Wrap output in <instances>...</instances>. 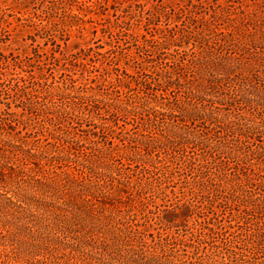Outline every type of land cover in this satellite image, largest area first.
I'll use <instances>...</instances> for the list:
<instances>
[{"label":"rangeland","instance_id":"374dc122","mask_svg":"<svg viewBox=\"0 0 264 264\" xmlns=\"http://www.w3.org/2000/svg\"><path fill=\"white\" fill-rule=\"evenodd\" d=\"M263 151L264 0H0V264H264Z\"/></svg>","mask_w":264,"mask_h":264},{"label":"trees","instance_id":"16d2710c","mask_svg":"<svg viewBox=\"0 0 264 264\" xmlns=\"http://www.w3.org/2000/svg\"><path fill=\"white\" fill-rule=\"evenodd\" d=\"M228 126V125H227ZM264 152V151H263ZM31 158V157H30ZM8 170L7 165L0 163V177L5 178L9 177L12 180H14L17 184H19L21 181L23 183H26L24 185V191L25 193H19V191H15V194L19 196L18 198H23V200H13L12 197L8 196V192L0 193V227L6 229L9 227H14L19 231V233L22 230H30L27 229V226H24V220L28 219L31 220L32 214L27 213L29 209H32L33 203L36 202V199L34 200V196H31L30 194H27V190L34 189V188H40V185L37 186V184H42L41 179H37V184H32L26 181L22 172L16 171L14 168H10L12 170L11 172H6ZM34 177L29 174V178ZM41 180V181H40ZM38 190V189H37ZM22 202H25L27 207L22 205ZM35 208H40L38 204L34 205ZM8 216H11V218H14L15 220H9ZM42 218V217H38ZM38 221H41L38 219ZM37 221V222H38ZM36 223V222H35ZM33 247L35 245L31 244ZM0 256H3V254L0 253ZM7 260H9V257L6 256ZM12 261L20 262L17 257H13Z\"/></svg>","mask_w":264,"mask_h":264}]
</instances>
